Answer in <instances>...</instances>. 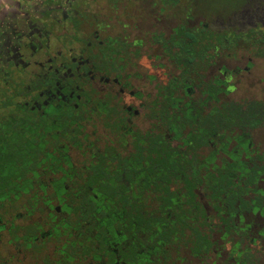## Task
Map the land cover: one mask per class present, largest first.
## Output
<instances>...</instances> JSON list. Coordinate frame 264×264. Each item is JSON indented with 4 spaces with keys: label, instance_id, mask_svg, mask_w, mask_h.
Segmentation results:
<instances>
[{
    "label": "flooded vegetation",
    "instance_id": "af4514ba",
    "mask_svg": "<svg viewBox=\"0 0 264 264\" xmlns=\"http://www.w3.org/2000/svg\"><path fill=\"white\" fill-rule=\"evenodd\" d=\"M212 18L0 6V264H264V120L231 125L253 58L231 66Z\"/></svg>",
    "mask_w": 264,
    "mask_h": 264
},
{
    "label": "rangeland",
    "instance_id": "374dc122",
    "mask_svg": "<svg viewBox=\"0 0 264 264\" xmlns=\"http://www.w3.org/2000/svg\"><path fill=\"white\" fill-rule=\"evenodd\" d=\"M177 1V0H173ZM250 0H198V4L201 10L210 17H214L216 20L225 21L224 23H218L219 28H246L254 22L264 23V7H253L249 10H243L236 14L237 8L243 6ZM264 3V0H259ZM11 0H0V6H8ZM214 14V16L211 15ZM236 14V15H234ZM234 15V16H232ZM231 18L228 19V18ZM212 18V21L214 20ZM228 19V20H227ZM212 26V24H210ZM247 56H241L240 61L231 60V66L235 63L240 66H244L247 60ZM240 57H237V59ZM262 80V81H261ZM264 58H253L252 65L249 71L242 72L240 80L236 81V88L232 93L235 98H246L251 94L261 95L264 90Z\"/></svg>",
    "mask_w": 264,
    "mask_h": 264
},
{
    "label": "trees",
    "instance_id": "16d2710c",
    "mask_svg": "<svg viewBox=\"0 0 264 264\" xmlns=\"http://www.w3.org/2000/svg\"><path fill=\"white\" fill-rule=\"evenodd\" d=\"M253 7H264V3L259 0H250L243 6L237 8L236 14L243 10H249ZM234 14V15H236ZM232 15V16H234ZM206 27H203L205 29ZM210 36V35H209ZM219 43L223 45L231 44V58L241 56H251L252 58H264V23L254 22V24L243 28H232L230 32L218 33ZM195 45L197 41L193 42ZM205 44V42H203ZM250 66L252 63L249 64ZM231 108L235 111L231 115V125L243 127L251 124L252 126L262 123L264 115L261 113H247V110H261L264 103L260 100L249 101L245 98L231 102ZM252 119L249 122V119Z\"/></svg>",
    "mask_w": 264,
    "mask_h": 264
}]
</instances>
